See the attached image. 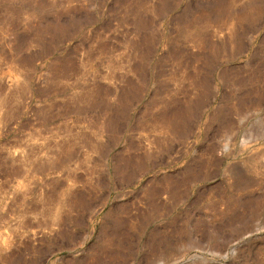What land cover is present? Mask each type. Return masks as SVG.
Instances as JSON below:
<instances>
[{"label": "rangeland", "instance_id": "374dc122", "mask_svg": "<svg viewBox=\"0 0 264 264\" xmlns=\"http://www.w3.org/2000/svg\"><path fill=\"white\" fill-rule=\"evenodd\" d=\"M0 264H264V0H0Z\"/></svg>", "mask_w": 264, "mask_h": 264}]
</instances>
